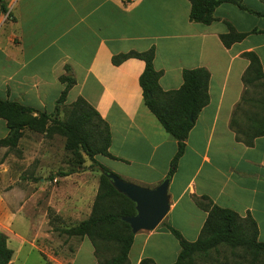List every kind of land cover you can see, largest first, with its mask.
I'll use <instances>...</instances> for the list:
<instances>
[{"label":"crops","instance_id":"crops-1","mask_svg":"<svg viewBox=\"0 0 264 264\" xmlns=\"http://www.w3.org/2000/svg\"><path fill=\"white\" fill-rule=\"evenodd\" d=\"M1 1L0 99L30 107L32 115L51 113L64 85L58 77L71 76L63 104L80 96L106 122L109 156L93 159L125 181L152 187L167 177L176 140L143 102L137 81L143 61L128 57L112 64L111 56L151 47L163 91L179 87L183 69L208 73L207 102L168 176V210L152 230L133 234L128 264L141 258L171 264L179 245L167 226L193 241L206 216L197 204L200 196L241 218L250 216L256 240L264 243V135L244 144L234 133L237 125L264 122L245 110L251 109L245 96L259 92L244 93L241 80L248 64L244 52H253L264 72V2H222L202 24L189 20L188 0ZM228 27L245 35L225 47L219 34ZM7 132L0 118V139ZM26 132L13 147L0 144V232L11 249L7 264H98L86 237L61 233L89 214L94 191L86 185L95 181L76 173L83 180L72 187H20L19 171L8 163L21 161L17 148ZM53 215L58 228L50 223Z\"/></svg>","mask_w":264,"mask_h":264},{"label":"trees","instance_id":"trees-1","mask_svg":"<svg viewBox=\"0 0 264 264\" xmlns=\"http://www.w3.org/2000/svg\"><path fill=\"white\" fill-rule=\"evenodd\" d=\"M188 2L189 20L202 24H208L212 20L214 7L222 2H231L242 7L237 0H188ZM0 8H4L1 0ZM244 35V32H235L228 27L226 33L219 34V39L228 47ZM152 56L153 49L150 47L141 52L128 51L113 55L110 61L112 64H119L128 57H136L143 61L142 71L137 78L143 102L162 128L176 140V149L166 174L168 177L182 153L183 140L194 117L207 102L208 73L199 67L183 69L179 87L163 91L157 84L159 72L152 67ZM243 56L248 60L247 67L241 75L243 85L264 80V72L260 69L256 55L253 52H244ZM58 79L64 85L51 113L36 111V114L32 115L33 109L30 107L0 99V118L6 121L8 128L6 136L0 139V144L13 147L23 128L46 134L54 132L64 138L63 149L71 155L74 164L83 162V154L100 170L109 172L93 159L95 155L109 156L107 152L109 132L106 122L80 96L68 104H63L65 94L73 84V78L64 74ZM147 94H150V98H147ZM59 112L62 113L60 118ZM238 131L234 129L235 138L244 144H250L254 136L264 135V122L252 124ZM197 204L206 210V216L193 241L183 239L177 230L167 226L179 245L177 256L171 264H199L200 261L224 264V261L218 260V254L223 247L238 249L236 254L238 259L233 264H264V243L256 240V226L250 216L241 218L227 208L211 204L205 196H200ZM133 212V203L117 192L103 173H99L88 216L63 232L86 237L98 264H128L127 252L133 234L121 217L131 215ZM5 240V235L0 232V264H7L11 255V249L6 246ZM138 264L154 263L149 258H141Z\"/></svg>","mask_w":264,"mask_h":264},{"label":"rangeland","instance_id":"rangeland-1","mask_svg":"<svg viewBox=\"0 0 264 264\" xmlns=\"http://www.w3.org/2000/svg\"><path fill=\"white\" fill-rule=\"evenodd\" d=\"M246 2L247 4H251L248 1ZM244 89V93L245 91L259 92L258 95H252L251 93H248L245 96L244 103H247L249 106H251V109L247 108L245 110L251 113L252 119H262L264 121V80L253 81L252 83L244 86ZM60 117H62V113L59 112V118ZM250 125L252 124L247 123L237 125L235 129L238 131L248 128ZM24 129L26 128H23L22 130ZM26 130H28V132L25 133L23 139L21 140L22 144H20L19 148H17V156L18 159H21V161L12 162V160H10L8 163V167L10 169H17V171H19V183L17 184L20 187L24 188L34 185L39 187L44 185L59 184L65 187H72L74 185H79V183L83 180L81 176L74 177L76 173H79L80 175H86V179L93 181V183L95 181V184L91 187L86 185L88 188H91V190L94 191L95 195L100 172L98 167L93 162H91L85 155L82 154L83 162L81 164H74L71 155L63 149L64 138L57 133L51 132L50 134H46L35 132L29 129ZM238 134L240 135L239 131ZM95 161H98L96 157ZM104 162L105 160H103V163ZM64 173H68L70 176L61 182L62 180L57 177L63 175ZM49 215L50 212L48 213V216ZM56 217V215L50 216V223H52L53 227L56 226V228H58L54 222ZM73 225L75 224L62 228L61 233H64V229H67ZM56 228H54V235ZM237 252L238 249L231 250L229 248L223 247L218 254V260L221 262L224 261V264H233L238 259L236 256ZM199 264H208V262L200 261Z\"/></svg>","mask_w":264,"mask_h":264},{"label":"water","instance_id":"water-1","mask_svg":"<svg viewBox=\"0 0 264 264\" xmlns=\"http://www.w3.org/2000/svg\"><path fill=\"white\" fill-rule=\"evenodd\" d=\"M150 98V94H147ZM190 119V118H189ZM110 181L112 187L133 203V214L121 217L132 234L140 230H152L168 210V177H164L152 187H144L125 181L111 172L100 170Z\"/></svg>","mask_w":264,"mask_h":264}]
</instances>
